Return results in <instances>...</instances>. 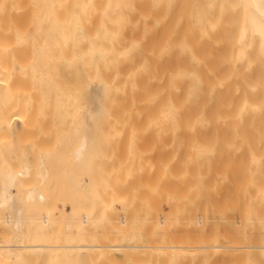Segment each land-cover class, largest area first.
I'll use <instances>...</instances> for the list:
<instances>
[{"label":"bare ground","instance_id":"obj_1","mask_svg":"<svg viewBox=\"0 0 264 264\" xmlns=\"http://www.w3.org/2000/svg\"><path fill=\"white\" fill-rule=\"evenodd\" d=\"M9 26L10 32L5 30L4 34L13 41V28L15 34L20 31L23 53L17 50L16 58L4 57L0 50V125L4 127H10L12 116L21 117L26 109L11 115L5 101L12 92V80L18 77L19 60L23 61L21 66L31 63L34 67L60 61L77 66L121 65L124 61L131 65L133 60L150 63L153 141L158 147L152 157L157 159L153 164H158V171L155 168L157 173H153L156 178H165L159 186L164 190L162 197L154 190L152 199L157 211L163 200L167 207L159 217L153 209L152 221L159 220L153 225H166L162 237L153 233L162 242L157 237L150 239L157 245L112 243L114 239L108 243L107 238L103 242L79 238L76 242H46L39 238L46 232L44 223L51 221L46 212L40 218L42 226L32 223L39 228L38 237L31 239L28 232L30 239L25 242V217L27 222L39 218L34 214L24 217V207L45 196L36 184L24 191L17 189L18 176L30 174L27 163L16 169L0 165V264H37L40 260L51 264L52 258L53 264H58L66 251L79 257L103 255L111 259V251L116 249L127 257L136 255L137 263L141 261L139 249L146 250L144 246L150 250L155 246L163 254L164 264L180 260L181 264H191L193 257L191 260L189 255L196 252L220 254L225 262L218 258L217 262L215 255V264H226L229 258L237 261L232 264H264V0H0V34ZM31 73L34 79L42 74L38 69ZM65 87L63 92L67 89L71 100L69 87ZM68 109L71 111L70 106ZM29 112L25 116L35 113ZM33 118L38 120L36 115ZM65 129L66 158L77 186L83 182L89 186L93 139L77 124ZM36 173L45 179V164ZM82 188L88 196L90 192ZM80 218L84 224L91 217L82 213ZM44 249L45 257L36 255ZM147 255L156 262V255ZM187 255L186 262L183 257ZM112 260L110 264L116 263Z\"/></svg>","mask_w":264,"mask_h":264},{"label":"rangeland","instance_id":"obj_2","mask_svg":"<svg viewBox=\"0 0 264 264\" xmlns=\"http://www.w3.org/2000/svg\"><path fill=\"white\" fill-rule=\"evenodd\" d=\"M20 20L22 18L18 19L19 26L22 22ZM10 24L13 25L14 22H10ZM10 28L11 26L6 27V29L4 28V31L0 34V39L2 40V43H0V50H2L1 56H12L16 58V55H19L18 53L20 51H22L20 55L23 53L22 40L20 38L21 32L19 31L18 34H15L13 28L12 33L14 32V35L12 34V37L14 36V38H11L13 41H9V36L7 38L8 34L5 35L4 32L5 30L6 32H10ZM21 62L23 61H18L19 66L17 67L18 69L16 68L18 77L12 80V92L7 97L9 99L5 101H7V110L12 113L11 115L14 114V111L20 112L26 109L23 111L24 115L21 113L22 119L20 115L15 114V116H12L10 127L0 125V165L1 168H3L2 165L4 167L6 166V168L7 166L18 168L27 163L30 174L18 176L20 180L17 184V189L20 188L24 191L36 184L38 188H41L39 190L45 196L42 201L29 202L24 207V217L32 214V216L36 215L39 218V220L35 219L34 221L28 219L27 222V217H25L26 222H23L24 241H27L25 239L38 237L36 233L39 228L36 224L43 225L40 218L42 213L44 214L45 212L48 215L50 213L49 219L51 221H48L49 224L44 223L46 226H43V228H45L46 232L42 231L43 233L39 235V238L42 236L41 239L46 242H76L78 238L80 241L82 239L84 241H94V239L96 241L98 239L99 242H103L104 239V241H107V238L109 239L107 241L108 243L111 239H114V241L111 240V242L113 241L112 243L139 242V244L143 245H155V242L161 241V238H158V236L155 235L153 237V233L157 235L161 234L160 236L162 237L165 234L164 227L166 225L164 227H162V223H160L162 225L158 223L153 225V222L156 223L159 220L152 221L153 209L156 210V205L152 198L154 190H156L154 194H159L158 198L164 192L159 186L160 181H165V178L162 175H160L161 177L158 175L159 177L157 176L156 178V175L153 173L155 172L153 171L155 168L157 170L158 164L156 166L153 164V159L156 158L152 157L158 147H156V141H153L155 140L153 136H156L153 135L154 125L152 120L155 117V114H153L154 100L152 96V91L154 90L152 83L154 82H152L153 76L151 75L152 71H150L152 69L150 63H147L149 64L147 65L145 62L133 60L134 64L131 63V65H125L126 61H121V65H119V62H114L115 64L111 63V65L102 63L103 65L83 64L85 66H82V64H79L80 66H77V64H66L60 61L54 62V65H52L53 63L45 66L41 64L42 67H40L38 64L39 66L34 67L31 63L21 66ZM35 69L36 71L38 69V72L40 71L42 73H39L41 77L38 79L32 77L31 72ZM42 70L48 71V75L46 73L44 74ZM63 87H69V91L71 92L69 94L71 95L70 98L72 101L68 98V93L66 94L67 89L63 92ZM66 96L67 98H65ZM66 104L70 106L71 111ZM34 108L36 111H34ZM27 111L35 112L32 116L34 117L36 115V120H38L35 122V118L32 116V118L29 115L25 116V112L27 114ZM9 112L7 114L11 116ZM31 112H29L30 115ZM152 114L154 117H152ZM27 117L29 118L27 119ZM12 122L14 123L12 124ZM70 124H77L82 131L87 132L93 139V156L89 175V186H87L86 182L82 183L86 191L88 190L90 192L88 196H86L82 186H77L71 163L66 158L63 134L66 130L65 128ZM64 125L66 126L65 128ZM53 151L56 153L55 155ZM155 154L157 155V153ZM42 164H45L48 169V174L43 180L37 177L38 175L36 173ZM37 166L39 167L37 168ZM153 174L156 178H154L155 182H152ZM157 179L159 180L158 184H156ZM21 181H23V186ZM24 184L27 185L24 186ZM16 192L18 194L21 191L16 190ZM165 201L160 202L162 205L160 211L158 209L159 206L157 208L159 212L157 210L154 212L163 215L167 207ZM82 213H88L91 217L89 219L90 221L83 224L80 220ZM160 215L158 214V217ZM155 217L158 218L156 215ZM211 221L213 219L209 220V222ZM33 222L36 224L33 225ZM67 224H69V227ZM152 225L154 226V230ZM155 225H158V228H155ZM27 227H33L34 229L30 228L29 230ZM126 228L130 230L126 231ZM35 230L36 232L33 234L32 231ZM28 232L30 233V238H28L29 235H26ZM119 233L120 235H118ZM152 237H157L158 240H152V242L154 241L152 243L150 240ZM144 247L146 250L143 247V249H139L138 256L140 255L139 260L141 261H137V263L146 264V261L149 259H147L146 254H148V257L150 255L153 257L152 254L156 255L155 253H157L156 262L153 260V257L147 261V264H161L163 254L155 246H151V250L149 246ZM43 252L46 254L45 249L42 252L35 253L42 257ZM31 253L29 255L35 256L34 251H31ZM66 253H61L62 257H65L61 260L58 258L60 260L58 264H68L67 261H69V264H100L102 263L100 261L104 262L102 264H110V260L114 256L116 259L118 258V261L112 260V262L116 261L113 264H117L118 262H122L124 255L123 264H137L135 260H138L136 259L138 258L136 255H128V257L131 256L133 258L131 260L127 259L126 253L118 249L111 251V255L114 254L113 257L111 256V259L110 256L103 255L98 256L99 258L97 255L95 257L91 255H82L79 257V255L76 256L75 252L69 253V251H66ZM200 254L202 252L191 253L189 256L190 259L193 257V260L191 259L193 263H191V260L190 263L197 264ZM215 255L217 256L216 258ZM83 256L86 258H83ZM201 256L199 260L200 264H212L215 259L217 262H219L218 259L220 262H225L220 254H202ZM89 257L97 258V262L95 259L88 260L90 259ZM187 257L188 255L183 257V260L186 261ZM224 257L228 259V256ZM52 259L51 264L54 263V258ZM126 259L127 263H125ZM229 259L226 264L237 262L231 259L229 261ZM203 261L205 262L202 263ZM35 262L33 263L35 264ZM42 262L43 264L45 263L40 260L37 264H42ZM49 262L51 261L48 260ZM181 262L180 260L177 264H181ZM247 264H249V261Z\"/></svg>","mask_w":264,"mask_h":264}]
</instances>
